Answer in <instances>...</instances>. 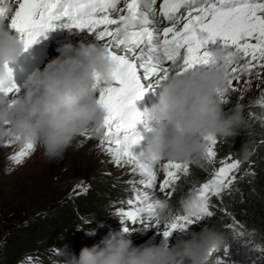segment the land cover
Listing matches in <instances>:
<instances>
[{
  "label": "snow or ice",
  "instance_id": "obj_1",
  "mask_svg": "<svg viewBox=\"0 0 264 264\" xmlns=\"http://www.w3.org/2000/svg\"><path fill=\"white\" fill-rule=\"evenodd\" d=\"M0 0V18H6L8 29L19 34L25 51L57 25L76 30H88L100 42L105 54L113 62L111 86H103L97 77L98 103L105 112L102 124L105 151L111 154L117 167L128 166L139 180H130L133 195L121 202L116 215L123 230L131 232L139 224L144 229L153 226L168 240L173 234L189 231L192 225L214 216L213 198L221 200L231 193L241 169V161L230 155L219 160L210 178L192 190L182 200L190 214L176 215L161 224L160 214L165 203L174 195L176 185L189 175V165L182 162L146 160L140 146L144 136L137 131L144 124L136 109V102L159 89L173 74L183 75L197 69L215 65L211 49L223 47L234 56L225 65L229 79L228 92H243L252 86V79L264 85V0ZM11 74V70L9 69ZM243 87L238 88L243 76ZM235 82V83H234ZM19 93L13 79L0 84V96L9 97L11 108ZM220 101L228 104L226 95ZM242 98V96H241ZM257 103L264 107V92ZM264 123V121H262ZM91 131L81 137L92 139ZM207 162L216 163V137H205ZM11 146V141L6 144ZM137 149H140L139 151ZM35 151V146L25 144L10 157L17 165ZM160 164L162 178L156 165ZM249 174V173H246ZM254 174V173H253ZM78 184L73 189L79 192ZM157 190L163 199L156 195ZM226 215L231 216L225 211ZM225 228L239 238L245 235L243 225L232 217ZM131 225V227H129ZM162 228V231H161ZM264 252V248L257 246ZM220 252L212 249L210 257ZM224 257L229 249H223ZM31 262V257H29ZM216 264H233L217 260Z\"/></svg>",
  "mask_w": 264,
  "mask_h": 264
},
{
  "label": "clouds",
  "instance_id": "obj_2",
  "mask_svg": "<svg viewBox=\"0 0 264 264\" xmlns=\"http://www.w3.org/2000/svg\"><path fill=\"white\" fill-rule=\"evenodd\" d=\"M65 48L76 51L71 43ZM24 52L23 43L8 30L6 18H0V84L11 82L8 65ZM211 55L216 62L212 68L173 73L159 88L156 102L141 113L151 126L143 159L203 167L208 148L205 137L227 140L245 127L243 106L237 104L226 113L219 98L228 93L225 65L235 57L219 46L211 49ZM113 67L100 44L81 43L77 55L54 58L42 70L33 71L23 83L22 100L9 108L10 98L0 97V144H32L51 162L63 159L86 131L102 135L105 112L98 103L97 77L103 86H111ZM250 156L242 145L241 160ZM179 214L190 212L166 202L161 222ZM130 235L123 228L110 232L99 244L82 248L79 256L65 245L57 250L58 264H212L210 250L228 246L223 232L207 226L199 232L181 233L172 245L137 246Z\"/></svg>",
  "mask_w": 264,
  "mask_h": 264
},
{
  "label": "rangeland",
  "instance_id": "obj_3",
  "mask_svg": "<svg viewBox=\"0 0 264 264\" xmlns=\"http://www.w3.org/2000/svg\"><path fill=\"white\" fill-rule=\"evenodd\" d=\"M13 33V32H11ZM85 38V36H84ZM78 54V49H76ZM47 65V64H46ZM45 67V66H44ZM43 67V68H44ZM41 68V70L43 69ZM243 79H250L248 76H243L238 88L243 87ZM252 86L241 92H228L226 99L228 104H224V108H232L237 104L245 107L254 106L257 110L256 114L262 113L264 119V107H261L257 101L260 98L261 92H264V85H260L254 77ZM235 83V82H234ZM159 89L153 94L147 93L142 100L136 102V109L143 113L146 108H149L158 98ZM242 96V98H241ZM150 129L151 126L147 125ZM137 131L143 136L144 140L140 146L143 149L145 140L150 136V131H145L144 124L137 125ZM92 139L80 137L74 146L65 153L63 159L55 161H47L42 153H31L23 159V162L17 165L10 157L17 153L23 145L12 142L11 146H6L8 142L0 144V258L3 253L4 244L8 236V232L16 226H24L30 224L34 220L46 215L48 212H54L68 201L74 200L82 194H85L91 184L105 182L113 186H120L124 189L128 199L133 195L132 185L130 180H139V176L131 174L128 166L117 167L112 161L111 154L105 151L106 145L101 146L100 141L104 139L102 135L91 133ZM140 149H137L138 151ZM218 153V150H216ZM167 160H162L160 163H166ZM219 164L213 165L210 169L211 173ZM156 171L159 177L162 178V170L160 164H157ZM189 175L182 178L174 190V195L180 192L185 187V180L192 177L198 167L190 166ZM211 176V174H210ZM239 177V176H238ZM83 184L84 187L79 192H74L76 185ZM191 191H188L190 194ZM187 193V194H188ZM183 197L185 200L189 197ZM229 194L225 193L224 195ZM156 195L163 199V196L157 190ZM173 195V196H174ZM223 195V196H224ZM172 196V198H173ZM171 198V199H172ZM171 199L169 201H171ZM181 200V201H182ZM167 201V203L169 202ZM180 205L182 208V203ZM214 216L205 221L191 226L189 231L205 226L215 228L224 233L228 240L229 256L224 257L223 248L220 252L214 254L210 259V263L216 264L219 260H229L233 264H240L235 260V254L241 253L244 255L249 251L257 249L260 241V233L252 224V215L248 212L240 210L239 206L236 209L226 210L220 206V200L213 198ZM112 204V203H111ZM106 221L101 226L108 227L110 232L120 231L122 225L120 217L116 215V210L120 206L111 205ZM230 213L231 216L226 215ZM232 217L243 225L244 236L237 238L234 233L225 228V225L232 223ZM161 224H163L161 222ZM131 227V225H129ZM162 231V228H161ZM93 233H87L91 237ZM180 234H173L168 240L157 233V229L153 226L151 229H144L139 224L136 225V230L131 231L130 238L134 244L140 245H160L167 243L172 245ZM187 238V237H185ZM260 252V250H258ZM264 253H262L263 255ZM31 257V262H29ZM264 264V257L263 262ZM19 264H58L55 260L49 258L43 253H33L25 256Z\"/></svg>",
  "mask_w": 264,
  "mask_h": 264
},
{
  "label": "trees",
  "instance_id": "obj_4",
  "mask_svg": "<svg viewBox=\"0 0 264 264\" xmlns=\"http://www.w3.org/2000/svg\"><path fill=\"white\" fill-rule=\"evenodd\" d=\"M257 110L254 106L243 108L246 125L240 134L227 140L218 138L216 163L206 161L203 167H198L193 176L184 181V189L177 192L168 204L180 209V201L188 196V191L206 182L212 174L211 167L230 155L241 161L240 178L232 192L222 197L220 206L226 210L241 206L240 210L250 213L252 224L260 233L259 246L264 248V119L262 113L256 114ZM224 111L228 113L231 110L224 108ZM242 145L251 152L246 161L240 158ZM127 199L120 186L94 181L85 194L68 201L54 212H48L30 224L12 228L8 232L0 264H19L25 256L33 253H43L58 262L57 250L65 245L79 256L82 248L99 244L110 233L108 227L101 226L107 219L110 204L120 206ZM201 230L200 227L192 231ZM89 232L94 235L87 236ZM262 253L256 249L244 255L236 253L234 258L240 264H263Z\"/></svg>",
  "mask_w": 264,
  "mask_h": 264
},
{
  "label": "bare ground",
  "instance_id": "obj_5",
  "mask_svg": "<svg viewBox=\"0 0 264 264\" xmlns=\"http://www.w3.org/2000/svg\"><path fill=\"white\" fill-rule=\"evenodd\" d=\"M11 6L14 10L16 6L14 0H11ZM8 30L10 32H13L12 34L17 39H19L18 33H16L14 30ZM52 31L55 32L54 35L46 34V38H40L38 43H35L30 48H28L20 57V59L16 63L9 64L8 68L14 70L15 72H19L21 76H23V80L25 81L33 71L43 68L52 59L64 58L65 55H75L77 50L72 52H68L66 50L65 46L69 43L74 45L75 49H79L81 43L100 44L95 35L90 33L86 29H68L64 28L62 25H57ZM27 58H29V60ZM23 83L16 84L19 88V93L14 97L16 102L23 99ZM32 153H42V150H38L37 148H35V151Z\"/></svg>",
  "mask_w": 264,
  "mask_h": 264
}]
</instances>
